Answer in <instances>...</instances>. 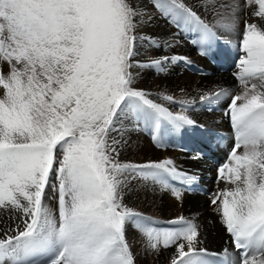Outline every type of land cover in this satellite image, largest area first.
<instances>
[{
    "label": "snow or ice",
    "instance_id": "1",
    "mask_svg": "<svg viewBox=\"0 0 264 264\" xmlns=\"http://www.w3.org/2000/svg\"><path fill=\"white\" fill-rule=\"evenodd\" d=\"M247 5H258L253 15L264 18V0ZM220 7L231 12L217 11L211 23L183 0L165 10L203 45L216 26H232L241 6ZM137 15L128 0H0V64L7 69L0 68V210L19 220L0 238V264H134L126 239L133 216L144 221L152 249L161 241L175 247L172 264H214L196 224L154 232L145 227L151 218L123 204L121 170L129 166L113 156L112 133L131 116L153 119L156 128L162 121L195 125L131 86ZM242 50L234 73L240 92L215 93L231 97L226 115L235 129L231 162L218 168L217 180L235 187L210 193L209 203L242 250L234 264H264V30L257 23L245 21ZM171 164L134 167L180 175Z\"/></svg>",
    "mask_w": 264,
    "mask_h": 264
},
{
    "label": "bare ground",
    "instance_id": "2",
    "mask_svg": "<svg viewBox=\"0 0 264 264\" xmlns=\"http://www.w3.org/2000/svg\"><path fill=\"white\" fill-rule=\"evenodd\" d=\"M128 2L139 10V15L133 18L135 28L132 34L135 41L133 55L130 57L132 66L128 69L132 74L131 86L134 90L144 91L149 100L166 108L173 115H187L195 121V125L176 129L171 122L162 121L159 128H156L153 119H136L131 116L123 121L122 129L112 133L109 141L113 145L119 139L123 140L119 147H115L113 156L118 163L129 166L121 170V177L126 178L122 192L123 204L142 217L163 220H152L153 223L145 225L154 232L178 230L187 226L186 221L196 224L202 246L208 253L220 252L219 254L229 259L228 264H234L238 255L233 251L231 237L222 223L221 210L209 203L210 193L215 192L211 191L216 188L214 186H217V192L235 187L223 179L215 180L218 168L231 162L228 154L223 155V149L226 147L229 151L235 144V129L226 115L228 106L222 118L217 116L215 109H224L221 108L222 97L217 99L215 93L223 89L236 94L241 90L238 79L231 72L234 69V73L240 71L238 60L242 57L238 51H242L245 21L249 24L255 22L264 30V18L253 15L259 10L258 5L245 6L244 0H183L206 23L214 22L217 11L231 12V9L221 8V5L238 3L241 6L232 13L235 22L231 27L223 28L218 25L213 28L215 37L208 41L211 44L207 47L197 41L196 31L177 27L173 22L172 15L165 10L171 0ZM217 41L223 42L226 50L220 45L217 50L214 43L218 44ZM238 47L241 48L238 50ZM205 50L214 53L217 59H213L208 52L204 57L199 56L198 53ZM164 57L168 60H164ZM182 57L187 60L181 59ZM157 59L160 60L159 64L154 63ZM217 60L218 64H214ZM204 96L208 99L202 100L201 97ZM230 99L231 97L227 105ZM137 121L140 129L136 132L134 123ZM212 128L219 132L211 130ZM146 130L151 131L150 138L146 135ZM243 151L241 147L237 154H242ZM166 161H171L169 167H174L180 175H171L155 168L134 167L163 164ZM152 173L157 175L153 177ZM213 173L216 174L214 180L219 182L218 185L212 183ZM181 176L184 177L180 178ZM170 182L186 183L188 186L182 189ZM192 186L196 187V191H193ZM46 203L58 215L57 200L49 197ZM221 203L222 198L218 201V204ZM17 223L18 219L10 220L0 210V238L9 227H15ZM142 224L144 221L136 216L126 222V239L134 264H172L175 247L164 248L161 241L158 249H152Z\"/></svg>",
    "mask_w": 264,
    "mask_h": 264
},
{
    "label": "rangeland",
    "instance_id": "3",
    "mask_svg": "<svg viewBox=\"0 0 264 264\" xmlns=\"http://www.w3.org/2000/svg\"><path fill=\"white\" fill-rule=\"evenodd\" d=\"M244 3L246 4V0H244ZM175 26V25H174ZM173 26V27H174ZM244 28V27H243ZM180 36H182V34H180ZM243 37V36H242ZM199 39H200V35H199V33H198V35H197V41H199ZM218 42V44L216 43V42H214L215 43V47H216V49L218 50L219 49V47H218V45H220V47L222 48V49H224V50H226V48L224 47V43L222 44L221 42H219V41H217ZM210 42H206V43H204L203 45H206L207 47L208 46H210ZM242 47V46H241ZM241 47H238V50L241 48ZM241 50H242V48H241ZM195 52H196V50H195ZM205 52V53H204ZM210 53L209 51H207V50H205V51H203V52H199L198 54H199V56H201V57H204L205 55H206V53ZM215 53H216V51H215ZM238 53H239V56L240 57H244L245 56V54L243 55V50L242 51H238ZM197 55V54H196ZM209 55H211V56H213V57H216V55L214 54V53H210ZM198 56V55H197ZM239 56L238 57H236V59L237 58H239ZM209 57V56H208ZM217 58V57H216ZM214 63V62H213ZM237 63V61H235V64ZM214 64H218V60L214 63ZM3 64H0V68H3L4 70L6 69V67L4 66ZM186 71H188V69H186ZM236 70L234 69V70H232V72L231 73H233L234 74V72H235ZM196 74H197V72H196ZM233 74L231 75V78H233L232 76H233ZM235 80V79H234ZM236 80H237V77H236ZM240 91H237V92H235V93H239ZM229 98H230V96H228V97H222V106H221V108H223L224 110L223 111H221V110H217V109H215V111H216V114H217V116H219L220 115V117L222 118V114H225L224 113V111H225V109L227 108V103H228V100H229ZM220 108V109H221ZM132 119V118H131ZM137 124H139L138 123V121L137 122H135L134 123V129L136 130V132L137 131H139L138 130V128L140 129V127H138V125ZM137 125V126H136ZM199 126H201L205 131H208L209 132V130H206L201 124H199ZM120 130V129H119ZM211 130H215V131H218L217 129H211ZM207 132V133H208ZM219 132V131H218ZM221 132V131H220ZM145 133H148V134H146L149 138L151 137V131L149 132V130H146L145 131ZM220 138V137H219ZM223 139V138H222ZM122 139H119L118 140V143L116 144V145H113V143L111 142V141H109V143L110 144H112V147H119V145H121L120 143H122ZM150 142V141H149ZM151 143V142H150ZM231 146V145H230ZM178 148V147H177ZM226 148V147H225ZM223 149V155L225 156V154H228V157H230V154H229V152L227 151V149ZM228 148H229V146H228ZM191 155V154H190ZM226 158V157H225ZM217 173V172H216ZM214 175H216L215 173H213L212 174V183H214V184H217L218 185V183L219 182H216L215 180H217V177H215V180H214ZM185 176H188V175H185ZM217 176V175H216ZM182 177H184V176H181L180 178H182ZM177 179H179V178H177ZM182 180V179H181ZM193 187V186H192ZM214 187H216V188H213L214 190H211V191H215V192H217V186H214ZM194 189H193V191H196V187H193ZM219 192V191H218ZM212 207H214V206H212ZM222 213V212H221ZM152 220H154V221H163V220H160V219H157V218H152ZM164 222H170V221H165L164 220ZM170 225V224H169ZM147 226V225H146ZM212 251V250H211ZM207 252H209L208 250H207ZM220 253V252H219Z\"/></svg>",
    "mask_w": 264,
    "mask_h": 264
}]
</instances>
